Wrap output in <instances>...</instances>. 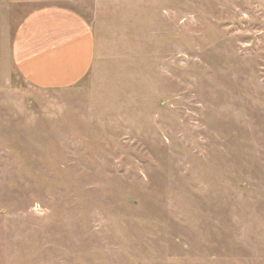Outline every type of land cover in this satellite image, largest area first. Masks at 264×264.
I'll return each instance as SVG.
<instances>
[{"label": "rangeland", "instance_id": "rangeland-1", "mask_svg": "<svg viewBox=\"0 0 264 264\" xmlns=\"http://www.w3.org/2000/svg\"><path fill=\"white\" fill-rule=\"evenodd\" d=\"M89 76L17 71L42 6ZM0 264H264V0H0Z\"/></svg>", "mask_w": 264, "mask_h": 264}, {"label": "crops", "instance_id": "crops-1", "mask_svg": "<svg viewBox=\"0 0 264 264\" xmlns=\"http://www.w3.org/2000/svg\"><path fill=\"white\" fill-rule=\"evenodd\" d=\"M95 56L91 22L63 6L46 5L27 15L12 47L18 73L41 90L78 84L91 73Z\"/></svg>", "mask_w": 264, "mask_h": 264}]
</instances>
